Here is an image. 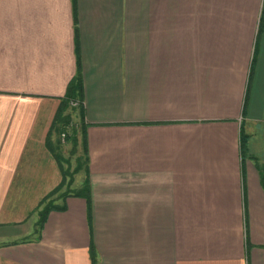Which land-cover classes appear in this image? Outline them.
Instances as JSON below:
<instances>
[{
    "label": "crops",
    "instance_id": "obj_1",
    "mask_svg": "<svg viewBox=\"0 0 264 264\" xmlns=\"http://www.w3.org/2000/svg\"><path fill=\"white\" fill-rule=\"evenodd\" d=\"M262 13L0 0V264H264ZM78 74L89 197L59 198L52 125Z\"/></svg>",
    "mask_w": 264,
    "mask_h": 264
},
{
    "label": "trees",
    "instance_id": "obj_2",
    "mask_svg": "<svg viewBox=\"0 0 264 264\" xmlns=\"http://www.w3.org/2000/svg\"><path fill=\"white\" fill-rule=\"evenodd\" d=\"M263 16L264 13H262V17H261V25L260 26H264V24H262V20H263ZM261 29V27H260ZM81 96H82V90H81V80H80V75L78 74L73 80H71L67 86L66 92L64 94V96L62 97L58 109L56 111V114L54 116V122L52 125V131L55 132L58 136H62V134L64 133V138L66 140H72L75 139V141H77V136L78 134H80V142H81V147H82V154L84 156V161L86 163V158H87V144H86V140H85V128H84V113H83V106L81 103ZM72 100H78L79 104L78 106H72L70 105V101ZM77 109V114L79 116L80 119V132L77 133V131L75 130V127H72L74 129H72L71 134L67 133L68 130V126L71 124V111ZM49 143V142H48ZM76 143V142H75ZM242 144L243 143V135H242ZM49 147H52V145L49 143L48 145ZM83 161V163H84ZM262 180L264 183V174H262ZM75 195H81L84 196L88 199L89 197V182H88V178L87 176L85 177L84 181H83V186H81V188L74 193ZM55 207H49V206H45L43 208V210L40 212V222L44 220L45 215L47 214V212L50 209H53Z\"/></svg>",
    "mask_w": 264,
    "mask_h": 264
},
{
    "label": "rangeland",
    "instance_id": "obj_3",
    "mask_svg": "<svg viewBox=\"0 0 264 264\" xmlns=\"http://www.w3.org/2000/svg\"><path fill=\"white\" fill-rule=\"evenodd\" d=\"M76 110V109H75ZM74 110L71 111V124L68 126L67 133L71 134V130L75 127L77 133L80 132V121L77 119V115H73ZM77 117V118H76ZM53 140L55 141L56 155L58 156V162L60 165L61 181L59 183V188L56 190V195L61 198L64 195H73L77 192L81 186H83L84 180V163L82 147L80 142V137L75 139L66 140L62 136H58L53 133ZM80 136V134H78ZM76 142V143H75ZM6 238H12L11 236H6Z\"/></svg>",
    "mask_w": 264,
    "mask_h": 264
},
{
    "label": "built area",
    "instance_id": "obj_4",
    "mask_svg": "<svg viewBox=\"0 0 264 264\" xmlns=\"http://www.w3.org/2000/svg\"><path fill=\"white\" fill-rule=\"evenodd\" d=\"M78 104H79V101L78 100H72V101H70V105H72V106H78ZM62 137H64V133L62 134Z\"/></svg>",
    "mask_w": 264,
    "mask_h": 264
}]
</instances>
